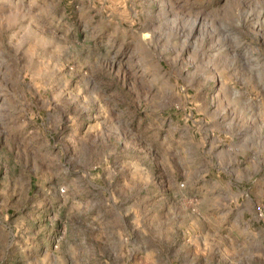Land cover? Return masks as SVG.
I'll return each mask as SVG.
<instances>
[{
  "label": "rangeland",
  "instance_id": "1",
  "mask_svg": "<svg viewBox=\"0 0 264 264\" xmlns=\"http://www.w3.org/2000/svg\"><path fill=\"white\" fill-rule=\"evenodd\" d=\"M0 264H264V0H0Z\"/></svg>",
  "mask_w": 264,
  "mask_h": 264
}]
</instances>
